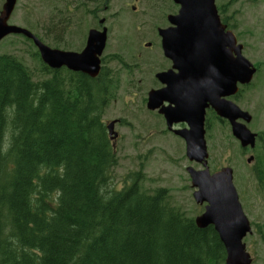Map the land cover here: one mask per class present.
<instances>
[{
    "label": "trees",
    "instance_id": "trees-1",
    "mask_svg": "<svg viewBox=\"0 0 264 264\" xmlns=\"http://www.w3.org/2000/svg\"><path fill=\"white\" fill-rule=\"evenodd\" d=\"M40 62L38 78L0 55V264H225L214 227L166 189L103 191L118 163L103 119L112 85Z\"/></svg>",
    "mask_w": 264,
    "mask_h": 264
},
{
    "label": "rangeland",
    "instance_id": "rangeland-1",
    "mask_svg": "<svg viewBox=\"0 0 264 264\" xmlns=\"http://www.w3.org/2000/svg\"><path fill=\"white\" fill-rule=\"evenodd\" d=\"M4 2L0 0V11ZM69 2L18 0L9 23L29 29L53 48L70 50L82 42L80 32L85 34L96 22H72ZM216 4L221 17L244 45L243 54L257 67L252 82L240 86L236 102L253 115L249 128L263 136L264 0H216ZM177 9L172 0H110L107 17L113 32L105 65L112 87L103 119L106 125L118 121L115 130L119 136L114 142L118 163L111 169V181L103 191L110 194L123 190L138 179L142 190L166 189L170 205L195 219L204 211V205L194 199L195 188L187 167H203L188 159L185 141L167 129L157 112L147 108L148 92L158 85L155 74L170 65L163 55L157 28L168 26V14ZM76 31L80 32L76 35ZM147 42L152 43L151 47L146 46ZM2 54L17 57L36 77L42 76L38 49L24 36L4 38L0 43ZM210 125L206 134L208 165L211 172L224 166L233 168L234 184L253 228L244 241L253 264H264V143L259 141L254 149L245 152L228 122L211 121ZM8 140L9 133L6 147ZM251 154L255 160L248 164Z\"/></svg>",
    "mask_w": 264,
    "mask_h": 264
},
{
    "label": "water",
    "instance_id": "water-1",
    "mask_svg": "<svg viewBox=\"0 0 264 264\" xmlns=\"http://www.w3.org/2000/svg\"><path fill=\"white\" fill-rule=\"evenodd\" d=\"M17 2L5 0L2 6L0 43L9 35H23L33 41L41 60L50 68L64 66L93 78L100 74L107 28L102 32L91 30L86 48L80 53L52 48L29 29L9 23ZM174 2L180 5L179 12L168 16L170 27L159 30L164 55L173 62V68L157 74L167 87L149 92L147 108L159 109L170 129L174 123H189L190 129L175 130V133L186 142L188 159L203 166L202 169L187 167L195 188L194 199L206 205L196 216V225L213 226L217 231L227 252L225 264H252L253 258L243 241L252 232V226L233 181L234 171L227 166L211 172L208 165L205 114L210 103L220 117L229 120L232 134L241 146L254 148L258 134L248 127L253 116L226 97L236 94L240 84H249L257 68L243 54L244 45L237 35L222 22L216 0ZM165 101L170 105H164ZM117 122L107 124L113 141L119 136L115 130ZM253 159L250 156L247 161L250 163Z\"/></svg>",
    "mask_w": 264,
    "mask_h": 264
},
{
    "label": "flooded vegetation",
    "instance_id": "flooded-vegetation-1",
    "mask_svg": "<svg viewBox=\"0 0 264 264\" xmlns=\"http://www.w3.org/2000/svg\"><path fill=\"white\" fill-rule=\"evenodd\" d=\"M172 2H174V0H172ZM61 3H62V1H61ZM175 3V2H174ZM176 4V3H175ZM17 6V5H16ZM176 6H177V12H175V13H170V14H168V16L169 15H175V14H177L178 12H179V9H180V5H178V4H176ZM16 9V8H15ZM109 9H110V0H70V2H69V4H68V12H69V19H71V21L72 22H75V23H85V22H87L88 20H92L93 22H96V24L93 26V27H89V29L88 30H86V33L85 34H83L82 35V33L80 32V31H76V35H77V33H79L80 32V34H81V39L79 40V41H82L80 44H78L76 47H73L72 49H70V50H65L66 48H64V47H60V48H58V47H54V48H56V49H61V50H65V51H74V52H78V53H80V52H82L85 48H86V45H87V41H88V37H89V33H90V31L91 30H93V29H95V30H99V31H104L103 29L104 28H107V43H106V47H105V50L103 51V54L101 55V65H102V67H101V71H100V74L101 73H105V75H106V77H107V79L108 80H110L111 79V74L109 73V71L106 69V65H105V61H106V56H105V52H106V50H107V48H108V42H109V39H110V37H111V35H112V32H113V27L112 26H110L109 24H108V17H107V14L109 13ZM133 9H136V6H134L133 7ZM15 11V10H14ZM13 11V12H14ZM218 12H219V15H220V17H221V10H220V8H218ZM12 15H13V13H12ZM168 16H167V20H168ZM12 17V16H11ZM11 19V18H10ZM221 20H222V17H221ZM10 21V20H9ZM168 22H169V20H168ZM222 22H223V20H222ZM224 23V22H223ZM225 25H227V28L228 29H230V27L228 26V24H226V23H224ZM171 26V24H170V22H169V25L168 26H166V27H158L157 28V33H158V36L160 37V43H161V48H162V51H163V47H162V37H161V35H160V32H159V30L160 29H165V28H168V27H170ZM232 30V29H231ZM36 35V34H35ZM20 36H23V35H20ZM37 36V35H36ZM37 37H39V36H37ZM26 38V37H25ZM40 38V37H39ZM41 39V38H40ZM30 40V39H29ZM42 40V39H41ZM32 41V40H31ZM43 41V40H42ZM33 42V41H32ZM44 42V41H43ZM78 42V39L75 41V43H77ZM45 43V42H44ZM34 44V43H33ZM48 45V44H47ZM151 45H152V43L151 42H147L146 43V46L147 47H151ZM51 47V46H50ZM53 48V47H52ZM163 55H164V51H163ZM164 57L169 61V63H170V65L168 66V67H166V68H164V69H162V70H160V71H158L156 74H155V80H156V82H157V86L156 87H152L151 89H150V91H152V90H155V91H157V90H161V89H163V88H165V87H167V85L166 84H164V83H162L158 78H157V74L158 73H160V72H167V71H169V70H171L172 68H173V62L170 60V59H168L165 55H164ZM61 68H67V67H61ZM61 68H55V69H61ZM257 68V67H256ZM68 69V68H67ZM68 70H70V69H68ZM70 71H72V70H70ZM175 73H178V69H174L173 70ZM72 72H75V73H82V74H86V73H83V72H78V71H72ZM257 73V72H256ZM256 73H255V75H256ZM100 74L98 75V76H100ZM86 75H88V74H86ZM254 75V76H255ZM89 76V75H88ZM97 76V77H98ZM89 77H91V76H89ZM97 77H94V78H97ZM91 78H93V77H91ZM254 78V77H253ZM252 82V81H251ZM250 82V83H251ZM249 83V84H250ZM246 85H248V84H245V85H239V88H240V86H246ZM149 91V92H150ZM239 91H240V89H239ZM239 91L236 93V94H234V95H231V96H228V97H226V99L227 100H229V101H234L236 104H237V102H236V99H237V95L239 94ZM149 92H148V96H149ZM147 102H148V99H147ZM164 105H166V106H168V105H170V103L168 102V101H165L164 102ZM244 110V109H243ZM150 111H155V112H157L162 118H163V120H164V122H165V124H166V127H167V129L170 131V132H172L174 135H176V136H178L176 133H175V130H181V129H190V125H189V123L187 122V121H185V122H178V123H174L173 124V126H172V129H170L169 128V126H168V123H167V120H166V118H165V116L163 115V114H161L160 112H159V109H156V110H150ZM245 111H247V110H245ZM249 112V111H248ZM252 115V114H251ZM253 116V115H252ZM113 121V120H112ZM211 121H218V122H228V124L231 126V124H230V122H229V120L228 119H225V118H222V117H220L218 114H217V112L215 111V109L212 107V105L209 103V105L206 107V114H205V129H206V134H207V129H209V127L211 126L210 124H211ZM240 121L241 122H243V119H240ZM252 121H253V119H252ZM251 121V122H252ZM250 122V123H251ZM118 123V122H117ZM249 123V124H250ZM249 124H248V127H249ZM232 130V129H231ZM256 133V132H255ZM258 134V136H257V138H256V145L259 143V141H261V142H263L264 143V135L262 136V135H260L259 133H257ZM178 137H180V136H178ZM181 138V137H180ZM118 139V138H117ZM116 139V140H117ZM182 139V138H181ZM115 140V141H116ZM207 140V139H206ZM111 141H113V140H111ZM115 141H113V144H114V142ZM239 141V140H238ZM186 143V142H185ZM239 143H240V141H239ZM208 145V144H207ZM240 145H241V143H240ZM242 147V146H241ZM256 147V146H255ZM254 147V148H255ZM243 148V150L245 151V152H248V149H254V148H251V147H242ZM250 156H254L253 154H251ZM249 156V157H250ZM248 157V158H249ZM247 158V159H248ZM255 160V156H254V159L252 160V162H248L247 161V163L248 164H252L253 163V161ZM196 163V162H195ZM201 165V164H200ZM203 167V166H202ZM224 167H227V166H224ZM228 167H230V166H228ZM223 168V167H222ZM221 168V169H222ZM232 168V167H231ZM233 169V168H232ZM218 171V170H217ZM234 171V170H233ZM215 172V171H214ZM233 181H234V178H233ZM236 187V186H235ZM237 189V188H236ZM194 193V192H193ZM239 199H240V197H239ZM241 202V201H240ZM242 204V203H241ZM205 204H204V210H205ZM243 207V206H242ZM244 210V209H243ZM245 212V211H244ZM246 214V213H245ZM247 215V214H246ZM248 217V216H247ZM250 220V219H249ZM250 223H251V221H250ZM251 226H252V224H251ZM253 233V228H252V232L251 233H248L247 234V236H249V235H251ZM219 235V234H218ZM247 236H245L244 237V239H243V241L245 240V238L247 237ZM219 238H220V236H219ZM221 240V239H220ZM222 242V241H221ZM244 243H245V241H244ZM222 244H223V242H222ZM246 244V243H245ZM223 246H224V244H223ZM224 248H225V246H224ZM246 248H247V245H246ZM248 250V249H247ZM225 251H226V249H225ZM249 251V250H248ZM249 253H250V251H249ZM251 254V253H250ZM251 256H252V254H251ZM226 257H227V252H226ZM225 257V258H226ZM252 258H253V256H252ZM252 264H253V262H252Z\"/></svg>",
    "mask_w": 264,
    "mask_h": 264
}]
</instances>
